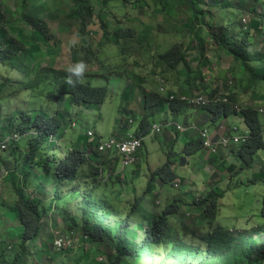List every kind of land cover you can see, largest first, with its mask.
I'll use <instances>...</instances> for the list:
<instances>
[{"label":"trees","instance_id":"1","mask_svg":"<svg viewBox=\"0 0 264 264\" xmlns=\"http://www.w3.org/2000/svg\"><path fill=\"white\" fill-rule=\"evenodd\" d=\"M70 1L75 9L68 13V17L81 23L80 37H87L89 25H97L98 31L92 35H101V47L106 46L109 52L115 48L118 52L115 57L131 54V43L137 34L135 29L123 28L120 21L114 24L116 16L105 10L115 3L123 11L132 9L142 15H148L147 10L153 11L172 30L179 28L186 38L193 35L188 49L198 52L203 59L206 58L207 45L226 50L239 63L241 77L233 73L235 80L244 82L246 89H253L264 100V52H258L255 35L264 32L261 0H244V3L240 0H205V9L197 8V0H101L104 9L97 15L91 0ZM14 5V10L0 9V136H20L19 141L10 142L9 152L16 163L13 172H21L23 181H18L14 174L15 186L0 203V209L11 214L20 229L14 244L0 241V264H43L47 261L46 255L38 258L30 249L42 238V225L49 221V214L62 219L67 227L64 233L87 237L86 242L90 245L110 244L111 249L103 251L102 261L98 260L96 264H264V196L260 199L261 224L249 218L244 227L230 229L217 223L225 192L211 191L206 196L198 194L196 198L191 195L195 192V182L188 186V190L182 191L181 188L187 186L186 180L175 173L170 158L165 166L149 171L147 187L141 196H135L133 204L123 199L133 181L124 182L115 177V169L111 170L110 178H102L98 167L102 166L100 160L94 162L90 158V154L96 159L100 155L88 142L91 128L85 113L103 102L106 88L93 85L92 79L73 77L68 71H55L52 65L45 67V61L48 59L50 64L53 58V36L45 20L48 7L41 4L28 8L27 0H16ZM226 7L233 10L229 15L230 22L236 17V21L227 26L228 19L223 16ZM212 10L221 14L217 17L218 23L207 20L208 15L213 14ZM248 15L252 16L250 25L244 22ZM18 18L31 29L30 34L22 30L25 26H14ZM183 19L187 29L181 25ZM150 32H155L154 28L145 37L150 36ZM154 54L155 62L162 66L163 75L170 81L186 87L189 93L204 91L215 96V90L207 86L208 81L201 69L199 72L192 69L181 45L173 46L166 53L156 48ZM96 60L100 72H111L107 70L109 59L105 54L97 56ZM82 61L91 65L90 54L84 55ZM10 72L19 76L16 83L5 79ZM6 85H9V92ZM24 92L57 112L51 115L43 108L29 113L28 110H17L12 115V112H4L1 103L7 100L11 105ZM64 99L70 104L71 111L65 106L60 109ZM154 99L158 104H164L157 95ZM232 100L236 102L235 97ZM179 108L172 106L174 111ZM206 111L215 117V122L232 115L239 116L251 133L247 144L232 148L225 157H214L212 168L232 176L230 180L237 174L253 172L258 153L264 152V124L259 112L246 109L241 114H232L230 106L225 104L212 105ZM152 126L153 123L143 122L137 136H149ZM31 132L36 135L28 137ZM75 136L79 142L74 141ZM203 151V141L198 138L187 145L185 154L195 157ZM2 158L7 157L3 155ZM86 167L88 173H83L81 170ZM35 168L41 172H36ZM258 174L264 184L263 167ZM34 178L38 182L33 181V186L28 189V180ZM210 179H217L215 173ZM104 181L107 188L101 185ZM158 181L174 189L175 184L179 185L178 193L166 194L170 197L163 207L156 206L160 197L153 194ZM34 184L42 188L37 189ZM46 188L48 194H45ZM116 189L119 191L115 196ZM10 194L12 197L8 200ZM8 230H4L5 233ZM40 244L44 247L43 242ZM72 252L50 253V264H80V257L69 258Z\"/></svg>","mask_w":264,"mask_h":264},{"label":"rangeland","instance_id":"2","mask_svg":"<svg viewBox=\"0 0 264 264\" xmlns=\"http://www.w3.org/2000/svg\"><path fill=\"white\" fill-rule=\"evenodd\" d=\"M244 3V0H240ZM16 0H0V9L6 11L8 8L15 9L14 3ZM56 3L54 5V3ZM101 0H91V6L94 9L95 14H99L104 7L101 5ZM205 0H197V8L205 9ZM262 4L264 5V0H261ZM41 4H46L47 14L45 16L46 22H48L49 29L51 30V34L53 39L51 41L52 51L51 54L53 58L50 60V64L48 59L45 61L44 66H51L54 68L55 71L63 70V71H74V72H88L91 75L98 74L100 69L98 68L97 60L95 57L103 52L106 46L101 47V35H92L93 33L98 31L97 25H89L87 28L88 37L81 39L80 36V28L81 23L75 20H72L68 17V13L71 10L75 9L74 4L70 0H27L28 8H35ZM107 13H112L116 16L114 20V24L117 21H120L123 26L126 27H135L139 30H142L141 25H151L154 27L155 34H156V41L157 44L162 47L166 48L171 45H181L183 51L186 53L188 57V61H190L193 68L199 72L201 69L203 76L207 77L209 80V76H211V80L216 82L215 84H211L208 81L209 85H214L215 88H221L225 81H230L231 77L224 73L223 68L226 70L228 67L232 71L238 74V77H241V73L239 72V63L234 60L233 57L226 50H222L221 48L214 46L213 44L207 45V52L206 57L208 60L209 56L213 57L215 60L214 63H210L206 60H203L200 63L199 58L201 57L198 52L192 51L189 52V45L191 40L194 39V36L191 35L189 38H186L184 34L180 31L179 28L172 30L171 27L165 23V27H161L163 24V19L158 16L154 15L153 11H148V15H142L139 11L126 10L123 11L119 4L111 3V5L105 10ZM233 12L232 9L228 7L225 8L223 16L226 17L228 20L226 21V26L236 21V17L232 18L233 20L230 22L229 15ZM212 15H208L207 20H212L214 23H218L219 17L221 14L217 10H212ZM252 15V14H251ZM250 17L252 18V16ZM214 16V17H212ZM216 16V17H215ZM242 20V18H241ZM21 19L18 18L17 21H14V26H25L21 23ZM20 24H18V23ZM225 23V21H223ZM88 23V21H87ZM181 25L187 29V25L185 19L181 21ZM166 28V29H165ZM230 29L232 27L230 26ZM27 34L31 33V29L29 27H24L22 29ZM179 30V31H178ZM256 43L257 48L259 49L258 52H264V32L256 33ZM134 43L132 44V54L134 56H139L142 54H149L152 51V47L155 44V37L150 36L147 40L142 39L141 35H139L138 39L133 40ZM45 52L44 49H42ZM76 51V52H75ZM90 54L93 57V65H80V60L84 58V55ZM111 54H115V50H111ZM219 60V61H217ZM115 61L112 60V64ZM264 71V68L262 69ZM209 72L210 75L208 74ZM227 72V71H225ZM230 73V71H229ZM205 74V75H204ZM8 79L12 83H16L20 78L17 74L8 73ZM218 78H222L223 80L220 81ZM168 83V82H167ZM238 85H240V81L237 80ZM264 91V90H263ZM62 96L61 98H63ZM19 100L13 102L11 105L8 104V101H4L1 103L2 108H4V112L11 115L16 112L17 110H28L27 113L30 111H37L39 108H43L46 112L50 113L51 115L55 114L57 111L54 110L52 106L42 104V102L37 101L35 98L29 97V95L24 92L19 96ZM66 99L62 101V106H65L68 110H72L70 104L66 102ZM124 107L122 105V101L118 97L112 98V101L106 104L102 109L101 112L103 116H100V112L92 113L91 111H87L85 116L88 118L89 126L93 127L98 135L103 137L104 139H108V137L113 132V129L116 125L117 119H119L118 109L119 107ZM263 106V105H261ZM131 110L137 111L138 107L133 103L131 105ZM14 111V112H13ZM164 115L162 110H159L158 117L156 118L157 121H161L163 118L161 116ZM101 117V118H100ZM104 118V119H103ZM167 118L171 119V121L178 125H185L184 116H173L172 114L167 115ZM215 117L213 116V120ZM262 121L264 122V114L261 117ZM140 126L138 123L132 125L130 127V131L132 133H138ZM243 132H245V127L243 126ZM194 132L189 133L188 135H180L177 140L171 138L169 144H165L163 141H158L156 145L152 143L147 144V149L145 151V156L141 158L139 162V166L141 171L139 172L138 176L134 179V183H131L130 191L125 192L123 194V199L127 202H133L135 196H141L147 187L148 184V176L149 171H156L158 168H161L169 163V158L174 164L175 173L180 177L185 179L186 181L189 180L191 177L195 179L196 188H194L195 192H192V196L198 198V194L206 196L211 191H218L219 193L225 192L223 199L220 202V216L218 219V224L223 226L224 228H242L247 223V220L250 218L252 221H256L261 224L262 219L259 217V210H260V199L264 196V184L261 182L263 179L261 175H259L258 169L259 165L264 169V152L258 153L257 155V168L253 172H245L242 174H237L233 176V179L230 180V175H226L222 178L223 173L219 172L218 169H212L209 166H206L205 172L204 170L196 172L195 176L192 175V169L195 164V158L191 157L188 160V163H182L183 158L188 159L185 151V143H190V139L187 136H192ZM69 135L67 136V138ZM162 138V137H161ZM197 139V138H195ZM71 140V139H70ZM74 141L79 142L78 136H75ZM175 141V143H173ZM163 147V151L159 148ZM64 149V146H63ZM171 153L174 157L171 156ZM5 155L7 158L3 159L2 156ZM223 156H226V153H223ZM11 154L9 152V147L5 152H0V203L3 200V196L7 197L9 189L12 190V187L15 186L13 182V175L15 174L18 181H23V175L21 172H13L14 166H16L15 160L10 159ZM94 162L98 160H102L100 156L99 159L95 157H91ZM10 160V161H7ZM3 161V162H2ZM185 166V169L182 168ZM8 169H7V168ZM228 167V166H227ZM255 167H253L254 169ZM36 172L40 173L41 169L35 168ZM83 173H88V167L86 170H81ZM237 171V170H236ZM144 172H147L146 177L143 175ZM215 173L217 179L211 181V175ZM238 173V172H236ZM191 174V175H190ZM92 173H90V176ZM38 180L36 178L28 180V189L31 188L32 182ZM92 182V181H91ZM249 182H251L249 184ZM11 184V185H9ZM104 184V187L107 188V182L101 183ZM135 185V186H133ZM18 186V184H16ZM24 186V185H22ZM37 189L42 188L39 187V184H34ZM182 191L188 190V186H183ZM118 189H116L115 196L118 193ZM178 189H174L171 186L164 185L161 181H158L154 186V195H159L160 200H156V206L163 207L164 202L168 200L170 196L174 193H178ZM39 192V190H38ZM124 192V191H123ZM190 192V191H189ZM49 190L46 188L45 194H48ZM176 195V194H175ZM174 195V196H175ZM12 194L7 198L8 200L11 199ZM133 204V203H131ZM124 208V206H121ZM3 211L0 214V241L7 240L8 243L16 242L18 236L20 235V229L15 224L14 217L8 214L4 209H0ZM49 221H44L42 225V238L36 243V245H32L30 252L36 253L38 258L39 255H46L47 261H44L43 264H50L49 256L50 253H62L64 251L57 250L55 247V241L59 237L70 238L71 245L67 247V250L73 251L72 255L69 258L80 257V264H96V262L100 259L102 252L105 250L111 249L110 244L104 243L102 245L93 244L90 245L87 242H84L79 236L72 235L73 232L64 233L67 230L64 222L60 217H57L55 214H49L48 216ZM252 226V225H251ZM9 229L8 231H5ZM4 231V232H3ZM10 240V241H9ZM43 242V246L40 244Z\"/></svg>","mask_w":264,"mask_h":264},{"label":"clouds","instance_id":"3","mask_svg":"<svg viewBox=\"0 0 264 264\" xmlns=\"http://www.w3.org/2000/svg\"><path fill=\"white\" fill-rule=\"evenodd\" d=\"M260 10L264 11L262 9ZM251 22H252V18H251ZM141 27H142V30H139L140 32H138V29H136L135 27L123 26V28H131L133 30L135 29L136 34H137L135 39H138L139 35H141L142 39L144 40H147L151 35L155 37V44L152 47V51L149 54L145 53L139 56H134L132 54V44L134 43V41L132 40L133 42L131 43V47H130V52H131L130 55H127L121 58L115 57L117 56V53H118L117 50L115 48H112L111 50H115V54H111V50L109 52L107 47L104 48L103 52L97 55L98 57H101L103 54H105L106 58L109 59L107 70H110L111 71L110 73H104V71H101L98 74L91 75L88 72L68 71V73H71L73 77L74 75H77V76H80L81 78L82 77L85 78L86 80L92 79L93 85H96L97 87L106 88V92L103 97V102L100 105H96L95 107H93V109L90 110L92 113L95 112L98 114L100 112V116H103L101 109L106 104L111 102L112 98H115V97H118L120 101H122V105H124V107L122 106V107H119L118 109L119 119H117L113 132L108 137V139H104L103 137L98 135L95 129L89 126L91 128V130L88 131L89 144L93 145L94 150L99 153V155L102 157V160L106 157L108 158L107 162L106 161L102 162V160L99 162L102 164V166L101 165L98 166L100 167V174H102V178L105 176L110 178V174H112L110 173L111 170L115 169L114 164L116 162H120L121 171L120 169H119L120 172H116L115 170L113 174L115 175V177H119L124 182L128 180L127 178L128 171L134 168L135 166H137L140 162V154L145 147V140L148 138H157L158 136H162L169 129L173 130V134L175 137H179L180 135H188L190 133V132L188 133L179 132L178 131L179 126L189 127V126L196 125L203 130H208L210 134L215 137L216 141H219L222 137H226L232 140L234 138L246 139L245 142H241L238 144L232 143L228 149L221 150L218 153L213 154V152L206 149L205 140L203 139V137L199 133H193L192 135H197V139L198 138L202 139L203 144H204V151L207 157L222 156L223 153H227L232 148L247 144L250 141L251 133L249 129L247 128V126L244 124V121L242 120V118L239 116L232 115L230 117H225L222 120H218V121H224L226 119H231V118H235V119L240 118L243 121L242 124L234 125L228 128V130L223 129V131H221L222 134H220V131L217 133L216 132L214 133L211 131L210 128L199 125V124L188 123V124H185L184 126L175 124L169 118H167L166 114L168 112H171V113H175L177 111L179 112L181 110H184L185 108L196 110V111L197 110L206 111V108H209L212 105L225 104V105L230 106L232 114H234V112L241 114L243 110H246V109H256L259 112L260 119H261L262 115L264 114V100L259 98L258 94L253 89H246V85L244 84V82H240V85H238L237 81L235 80V75L233 74L235 73V71H232V70L230 72L231 80L225 81L221 88H215L214 85L213 86L209 84L207 85V86H211V88L215 90V93H216L215 96H212L204 91H197V92L190 94L186 90V87H180L178 83L170 81L167 76L163 75L161 71L162 66H159L155 62L156 55L154 53L156 52V48H158L160 52L166 53V51H168L170 48H172L175 45H171L166 48L160 47L157 44L155 32L153 33L150 32L151 35L145 37V34H147L148 31H151V29L154 27L151 25H146V26H141ZM161 27H165L164 20H163V24ZM88 36L89 35H87V37ZM79 38L81 37L79 36ZM189 52H192V51H189ZM152 53L153 55H151ZM90 57H91V62H92L91 65H93L92 55H90ZM112 60L115 61L114 64H112ZM199 60L202 65H203L202 63L203 60H206L211 63V61L208 60L207 57L205 59L200 57ZM80 65L85 66L87 64H84L81 59ZM97 66L100 69V65L97 64ZM191 67L193 70H195L192 65ZM5 79L6 80L8 79L7 75L5 76ZM218 80L222 81V79L220 78H218ZM207 81H210L211 84L216 83L211 80V76H209V80ZM8 86L9 85H6L7 92H9ZM155 95H157L159 98L164 100L163 105H160L158 104V102L155 101L154 99ZM232 97H235L236 102L232 100ZM251 100L254 101L253 105H250ZM133 103L138 107L137 111L131 110V105H133ZM174 105L179 106L180 107L179 110L174 111L172 109V106ZM160 109L162 110L164 115L161 116V118H163L161 121H157L156 118L158 117V113ZM166 118L169 119V121L171 122H168ZM143 122L153 123L152 131H151V134L147 137H138L137 135L140 132V129L138 133H132L130 131V127L137 123L141 125ZM213 122L216 123L215 121ZM262 123L264 124L263 121ZM243 126L245 127V130H244L245 132L242 131ZM158 127L160 128V130H162L161 133L156 132L155 129ZM123 129H125V132L122 131ZM32 135H36L35 132L28 133V137ZM131 137H133L134 139L141 140L142 148L137 153V161L129 167L124 168V156L121 155L119 152H117L116 149H110L104 152L100 151L99 149L100 145L104 143H107L110 141L124 142V141L130 140ZM19 140H20V136L18 134H14L12 137H9V138H2L0 136V142H7L8 147H10L11 141H19ZM5 151H2L0 149V152H5ZM91 157L92 155L90 154V158ZM172 157H173V154H172ZM183 160L185 159L183 158ZM256 168L257 166L255 167V169ZM261 168L262 166L259 165V168H257L258 169L257 173L260 172ZM223 175L224 177L226 176V174H223ZM178 187L179 185L175 184V189H177ZM73 234L79 236L84 242L87 241V237H82L79 234H75V233ZM99 260L102 261L101 258Z\"/></svg>","mask_w":264,"mask_h":264},{"label":"crops","instance_id":"4","mask_svg":"<svg viewBox=\"0 0 264 264\" xmlns=\"http://www.w3.org/2000/svg\"><path fill=\"white\" fill-rule=\"evenodd\" d=\"M209 59H210L211 63H214L213 61L215 59L213 57H209ZM217 61H219V60H217ZM223 70H224V73L226 74V76L228 75L229 77H231V75L229 73V71L231 72V69H229V67L226 70L223 68ZM225 71H227V72H225ZM210 73L211 72H209L208 74L210 75ZM220 79H222V78H220ZM190 94H192V93H190ZM253 104H254V101L251 100L250 105H253ZM177 112H175V113L168 112L166 115L172 114L173 116H184V119H185V122H186L185 124L192 123V124H199V125H202V126H206V127L210 128L211 131L214 132V133L215 132L217 133V132L220 131V134H222L221 131H223V129L228 130V128H230V127H232L234 125H237V124L239 125V124H242L243 123V121L240 118H237V119L231 118V119H226L224 121H218V122L214 123L213 122L214 121L213 120V116L209 112H206V111H200V110H197L196 111V110H192V109L185 108L184 110H181L178 113ZM166 120L168 122H171L167 118H166ZM187 137H188V139H190V141L191 140L193 141L195 138H197V135H192L190 137L189 136H187ZM171 138H174V140L179 141L177 139L178 137H175L174 136L173 130L172 129H169L162 136H158L157 138H148V139H146L145 140V147H144L143 151L140 154V160H141L142 157L145 156V151L147 149V144L152 143L153 145H156L159 140L165 142V144H169L170 143L169 140ZM173 143H175V141ZM188 144L189 143H185V151H184V154L186 153V147H187ZM159 149L161 151H163V147H161ZM171 155H172V153H171ZM173 157H174V155H173ZM187 158L188 159H185L184 160L185 166L188 163L189 158H191V157L187 156ZM194 158H195V164H194V167L192 169V175L193 176H195L196 175L195 173L198 172V171L204 170V172H205L206 166H209V167L212 168L211 163L213 161L214 156L207 157L205 151H203L202 153L198 154ZM105 161L106 162L108 161V158L107 157L102 160V162H105ZM185 166L182 167V168L185 169ZM114 167H115L116 172H120L121 171V164H120V162H116L114 164ZM109 168H110V166H109ZM119 169H120V171H119ZM212 169H214V168H212ZM140 171H141V169H140L139 164L137 166H135L134 168L130 169L128 171V174H127L128 180L135 181L134 179L138 176V174H139ZM143 175L146 177L147 172H144ZM194 182H195V179H192L191 177L189 178L188 181H185V183L187 184V186L191 185Z\"/></svg>","mask_w":264,"mask_h":264},{"label":"built area","instance_id":"5","mask_svg":"<svg viewBox=\"0 0 264 264\" xmlns=\"http://www.w3.org/2000/svg\"><path fill=\"white\" fill-rule=\"evenodd\" d=\"M244 22L246 25H249L251 22L250 16L245 17ZM155 130L157 133L162 132V130H160L159 127L156 128ZM178 131L181 133H188V132L199 133L205 140L206 149L213 152V154H216L221 150L228 149L232 143L238 144L246 141V139L244 138H234L232 140L226 137H222L219 141H216L215 137L212 136L208 130H203L196 125L189 127L179 126ZM7 148H8L7 142H0V149L2 151L7 150ZM141 148H142V141L138 139H134L133 137H131L130 140L124 142L110 141L100 145L99 147L100 151L103 152L110 149H116L117 152H119L121 155L124 156V168L133 165L137 161V153ZM72 235L74 234L72 233ZM70 245H71L70 238L59 237L55 241V247L57 250H61V251L66 250V248L70 247Z\"/></svg>","mask_w":264,"mask_h":264}]
</instances>
